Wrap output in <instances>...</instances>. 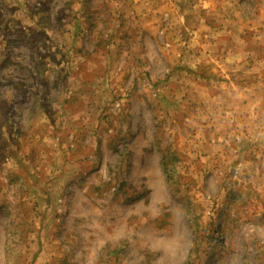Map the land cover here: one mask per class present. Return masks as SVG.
Masks as SVG:
<instances>
[{"label": "rangeland", "instance_id": "1", "mask_svg": "<svg viewBox=\"0 0 264 264\" xmlns=\"http://www.w3.org/2000/svg\"><path fill=\"white\" fill-rule=\"evenodd\" d=\"M262 70L264 0H0V264H264Z\"/></svg>", "mask_w": 264, "mask_h": 264}, {"label": "crops", "instance_id": "2", "mask_svg": "<svg viewBox=\"0 0 264 264\" xmlns=\"http://www.w3.org/2000/svg\"><path fill=\"white\" fill-rule=\"evenodd\" d=\"M247 56L248 55H245L244 58H246ZM249 57H251V55H249ZM231 58H234L235 61L241 60L240 56L233 55L232 57L231 55L223 60L224 64L227 61L231 60ZM223 68H225V70H228V67H225L224 65ZM245 68H248L247 70L249 71L247 72L250 73L254 70L253 68L242 66L238 67L237 69L235 68V72L242 71ZM257 78V81L249 82L250 84L247 86H239L234 82L223 83L220 86V88L223 90V93L221 95H218V111L219 117L223 122L228 121L229 118L238 121L241 116L245 117L242 113L243 108L244 110L246 109L245 115H247L248 117L251 116L253 112L256 113L264 109V70H262V73L258 75ZM210 96L211 95L207 97V100L209 101H211ZM255 117L257 118V114L255 115Z\"/></svg>", "mask_w": 264, "mask_h": 264}]
</instances>
